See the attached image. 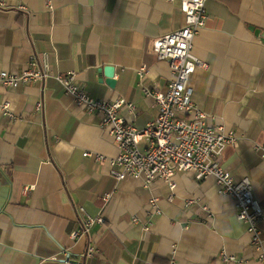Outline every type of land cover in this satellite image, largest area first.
I'll list each match as a JSON object with an SVG mask.
<instances>
[{
    "label": "crops",
    "instance_id": "crops-1",
    "mask_svg": "<svg viewBox=\"0 0 264 264\" xmlns=\"http://www.w3.org/2000/svg\"><path fill=\"white\" fill-rule=\"evenodd\" d=\"M51 2L53 9L48 0H0V72L21 74L33 57L42 63L47 56L50 67L44 83L0 85V264H234L224 254L264 264L236 201L219 195L213 178L178 173L172 191L160 180L146 187L111 175V164L96 155L114 159L117 145L56 79L74 72L91 97L134 104L121 116L146 127L159 115L151 92H166L172 79L153 42L185 26L182 0ZM206 9L193 52L207 67L191 77L193 100L210 126L235 134L237 145L219 161L236 181L250 178L264 203V157L256 148L264 147V0H209ZM81 209L104 222L83 233ZM261 231L264 239V222Z\"/></svg>",
    "mask_w": 264,
    "mask_h": 264
},
{
    "label": "built area",
    "instance_id": "built-area-1",
    "mask_svg": "<svg viewBox=\"0 0 264 264\" xmlns=\"http://www.w3.org/2000/svg\"><path fill=\"white\" fill-rule=\"evenodd\" d=\"M209 0H182L181 11L185 15V26L157 37L153 42V50L159 60L170 65L172 79L166 92H151L156 99L159 115L146 127L139 129L128 123L120 114L127 108L133 112L135 105L125 100L107 101L91 97L84 85L76 80V74L57 75L67 96L74 99L76 105L84 108L89 115L99 117L100 127L107 130L109 136L117 145L119 154L114 159L96 155L98 161L109 162L112 166L111 175L118 181L134 178L149 187L157 180L169 185L175 190V176L178 173L193 175L197 180L213 178L218 187V194L233 198L237 204V218L247 226L252 236V242L259 252V260L264 263V239L261 224L264 222V203H261L253 191L252 180L248 177L236 181L233 175L220 163L219 158L228 145H237V137L224 127L210 126L207 115L193 100L191 77L196 69L207 67L194 54V41L208 22L207 2ZM49 9H53L48 0ZM33 57L31 66L21 74L0 72V85L5 88H18L22 85L44 83L50 76L47 56L42 63ZM148 74L142 67L141 78ZM150 94V92H147ZM4 115L14 118L8 103L2 106ZM43 109V103L37 104V110ZM264 157V147H256ZM92 154H87L91 156ZM112 195L104 196L108 203ZM153 209L159 214L157 200L151 202ZM193 201H189V204ZM207 211L208 208L205 206ZM83 218V233L98 223H103L102 217H90L84 209L80 210ZM133 218V223H139ZM150 231V226H145ZM74 233L73 237L79 236ZM96 250L88 249L87 256L93 257ZM227 263L244 264L243 260L224 254Z\"/></svg>",
    "mask_w": 264,
    "mask_h": 264
},
{
    "label": "water",
    "instance_id": "water-1",
    "mask_svg": "<svg viewBox=\"0 0 264 264\" xmlns=\"http://www.w3.org/2000/svg\"><path fill=\"white\" fill-rule=\"evenodd\" d=\"M110 73H107L106 76H107V83L111 86V87H114L115 85V81H114V77H115V73L113 71L112 68H109Z\"/></svg>",
    "mask_w": 264,
    "mask_h": 264
},
{
    "label": "bare ground",
    "instance_id": "bare-ground-1",
    "mask_svg": "<svg viewBox=\"0 0 264 264\" xmlns=\"http://www.w3.org/2000/svg\"><path fill=\"white\" fill-rule=\"evenodd\" d=\"M253 243V242H252Z\"/></svg>",
    "mask_w": 264,
    "mask_h": 264
}]
</instances>
